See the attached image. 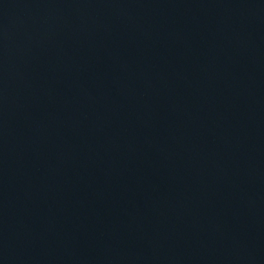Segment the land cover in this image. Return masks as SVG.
Here are the masks:
<instances>
[{
  "label": "water",
  "instance_id": "obj_1",
  "mask_svg": "<svg viewBox=\"0 0 264 264\" xmlns=\"http://www.w3.org/2000/svg\"><path fill=\"white\" fill-rule=\"evenodd\" d=\"M0 264H264V0H0Z\"/></svg>",
  "mask_w": 264,
  "mask_h": 264
}]
</instances>
